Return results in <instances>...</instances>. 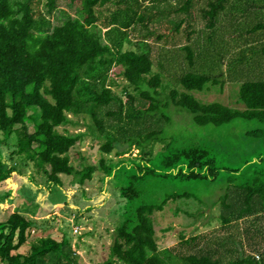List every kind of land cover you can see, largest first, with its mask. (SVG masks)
I'll return each mask as SVG.
<instances>
[{
  "label": "trees",
  "instance_id": "trees-1",
  "mask_svg": "<svg viewBox=\"0 0 264 264\" xmlns=\"http://www.w3.org/2000/svg\"><path fill=\"white\" fill-rule=\"evenodd\" d=\"M68 3L75 9L74 15L60 9L61 0H0V197H11L14 178L27 176L30 168L42 171L48 182L61 187L62 175L73 176L74 183L83 184L100 171L104 183L107 179L115 181L124 200V211L119 215L122 221L109 229L114 232V241L107 264H264L261 246L257 247L259 254L246 256L244 251L239 255L237 242L236 246L226 242L223 249L220 243L206 249L200 247L201 235L185 238L183 234L180 249L160 248L153 221V214L165 210L170 201L193 196L169 185L218 182L223 170L236 172L242 179L251 177L239 184L230 183L221 194L220 202L226 210L222 224L264 212V167L253 173L246 163L231 169L220 158L228 154L249 159L247 163L257 156L264 160V78H260L264 69L233 89L236 106L203 102L194 95L210 89V84L223 90L226 82L222 73H203L196 66L202 63L197 58L204 57V46L216 34L237 44L249 41L241 15L231 17L233 11H247V0ZM261 7L264 10V2ZM57 10L66 17L61 24L51 20ZM197 21L204 22L202 29L195 27ZM139 24L151 28L148 36L157 26L161 28L160 24L164 26L156 37L158 42L168 35L164 46L171 42L176 45V36L182 39L184 27L186 41L176 45L183 49L181 54L163 47L160 55L176 67H182L181 60L187 59L188 69L178 78L182 90L165 93L161 70L153 67L159 62L149 51L130 46L128 33L136 35ZM143 39L147 43V37ZM258 40L262 42L264 37ZM191 47L202 49L198 57ZM239 59L234 60L236 65ZM217 66L214 59L199 65ZM113 67H117L115 74ZM160 86L164 94L159 100ZM170 105L190 115L192 128H185L188 134L169 136L164 128L143 136L139 128L131 127L133 122L155 113L169 122ZM81 115L92 121L88 129L100 141L101 158L98 164L80 170L71 163L69 151L83 134L67 128L61 131L60 127L74 125L71 116ZM29 123H33L32 130ZM231 127L242 130L240 138L246 149L243 143L234 141ZM133 146L140 149L139 157L126 156ZM113 154L118 160H113ZM28 177L34 182L33 174ZM46 229L21 210L11 213L7 221L0 222V264H83L67 234L61 240L42 235L30 241L33 231ZM25 245L29 246L26 252L22 251ZM237 252V258L222 260Z\"/></svg>",
  "mask_w": 264,
  "mask_h": 264
},
{
  "label": "rangeland",
  "instance_id": "rangeland-1",
  "mask_svg": "<svg viewBox=\"0 0 264 264\" xmlns=\"http://www.w3.org/2000/svg\"><path fill=\"white\" fill-rule=\"evenodd\" d=\"M263 2V0H247V11L246 9L243 13L242 11H233V15L231 16L241 15L242 21L244 22L241 26L245 27L243 32L245 31L244 35L249 38L248 42L241 41L237 44L232 39L216 34L204 46L203 53H201L204 57L197 58L202 61L200 64L203 65L209 59H214L218 61V66L199 67L200 64L196 66L203 73H222L220 76H222V80L226 83L222 91L218 89V86L210 84V89L202 92H194V95L198 99L203 102L218 101L228 106H236V96L233 93V89L239 87L238 85L242 81L249 79L253 73L264 69L262 66L250 67L252 59L255 62H264V41L261 42V40H258L260 37H264V29L262 28L264 26V10L261 7ZM60 9H64L72 15L75 14V9L71 7L68 0H61ZM65 18L60 10H57L51 17V20L54 24H61ZM107 19L110 20V18ZM163 20L171 21L172 19ZM167 24L168 22L165 23V25ZM257 24H260V27ZM203 26L204 22L197 21L195 24L197 29H202ZM160 27L158 28L157 26L155 33L148 36L151 28H146V26L139 24L136 29V35L129 31L128 36L132 41L131 47L149 51L153 59L159 62V65L155 63L153 67L156 71L161 70L159 71L161 73V80L166 85L164 91L168 94L172 89H183L178 78L185 74L188 69L187 61H185L187 59L183 58L181 60L183 62L181 64L182 68L176 67L174 64L171 65L168 60L169 58L166 59L165 57L160 59V55L163 53V47L167 49L174 48L173 50L176 54L180 55L183 49H180L176 45L186 41L183 36L185 30L184 27L181 29L180 34L182 39L179 35L176 36V45L171 42L173 40L172 36H170L168 41L171 43H167L164 46L163 40L168 35H165L163 40L156 42V37L164 26L160 24ZM103 31L106 30L104 29ZM145 37L148 39L147 43L143 42V38ZM193 37L195 38V36ZM208 39L209 35L206 36L205 40ZM185 44L188 43L186 42ZM130 46L126 45L125 48ZM191 50L196 57L202 51L201 48L197 50L194 47H191ZM165 51L171 52L170 50ZM247 56L250 59H246L243 64H239L238 62L236 65L235 61L237 59ZM239 61L241 62L240 59ZM112 69H114L113 72L115 74L117 67H113ZM119 69L121 68L119 67ZM260 78H264V75ZM157 90L159 92L158 99L160 100L164 91L162 90V86L158 87ZM147 102L150 103L149 101ZM169 109L172 110V117L169 122L161 114L155 113V116L145 115L140 121L133 122L131 127L136 130L139 128L143 132V136L164 128L168 131L169 136L179 137L182 133L188 134L186 129L192 128L190 115L177 110L173 105H170ZM71 117L75 124L60 127V130L63 131L67 128L71 133L79 132L83 134L82 139L69 151L71 163L80 170L87 165L98 164L101 158L99 149L100 141L88 129L89 123L91 124L92 122L91 119L85 115ZM29 127L32 130L33 123H29ZM230 134L234 136L235 142L243 143L245 147V141L240 138L242 130L231 127ZM2 135L0 132V137ZM15 141L16 138L13 137L12 142ZM150 144H147L148 150H150ZM141 154L140 149L137 146H133L131 152L126 154V156L136 158ZM220 158L223 161V165L231 169L239 168L246 163V167L250 168V172L253 173L258 168L264 167V160H259L258 156L254 157L250 161L251 163H247L249 159L232 157L228 154H222ZM113 160H118L115 154H113ZM25 174L27 176L14 178L15 184H13L11 197H0V222L4 223L10 217L11 213L21 210L26 216L38 220L47 227L44 231H33L29 236L30 241L42 235H50L61 240L64 234H67L71 241L72 250L80 256L83 264H107L106 261L109 258L110 249L114 241V232L109 229H114L116 224L122 221L119 215L123 214L124 211V200H121L119 197V191L116 190L117 184L115 181H109L107 179L104 183L101 180L103 173L97 171L93 174L92 178L85 180L83 184L78 182L74 183L75 179L73 176L62 175L63 184L61 187L48 182L42 171H35L30 168ZM31 174L34 175V182L28 177ZM221 177L220 181L210 184H196L193 181H188L186 183L181 182L177 186H168L170 189L173 187L176 188L175 191H188L193 196L191 198H179L175 202L170 201L165 210L156 211L153 214L156 239L160 248L180 249L181 247L178 246L184 234L185 238L193 235L204 236L200 247H205L206 249H214L218 246V243H220L223 249L226 242H233L235 246L237 242L239 255L243 253L242 251L245 252V256L259 254L257 251L258 246H261V249L264 250V212L251 214L237 221L234 220L228 225L222 224L221 221V217L224 216L223 213L226 212L220 202L221 194L230 186V183L232 185L239 184L251 176L247 175L242 179L236 172L223 170ZM25 193L27 194L24 196ZM231 198H234V196L231 195ZM176 208L180 209V211L177 212V209L175 212L174 209L176 210ZM246 230H248L247 234L249 237H246ZM251 236H253V239ZM28 249L29 246L27 245L22 247V251L24 252L28 251ZM237 257L238 252L235 256L227 255L222 260L228 261Z\"/></svg>",
  "mask_w": 264,
  "mask_h": 264
},
{
  "label": "crops",
  "instance_id": "crops-1",
  "mask_svg": "<svg viewBox=\"0 0 264 264\" xmlns=\"http://www.w3.org/2000/svg\"><path fill=\"white\" fill-rule=\"evenodd\" d=\"M245 60L246 59H244V57H243L242 60H241V62L239 61V64L240 63L243 64L245 62ZM252 66H257V67L262 66V67H264V62H261V61H256L255 62V60L252 59V64H251L250 67H252Z\"/></svg>",
  "mask_w": 264,
  "mask_h": 264
}]
</instances>
